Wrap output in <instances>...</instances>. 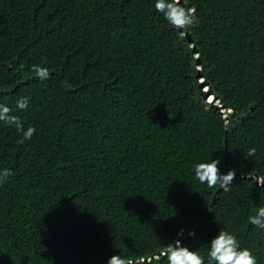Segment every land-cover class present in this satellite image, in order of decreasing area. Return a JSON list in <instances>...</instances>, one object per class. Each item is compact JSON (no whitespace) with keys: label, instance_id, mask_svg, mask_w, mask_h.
Returning <instances> with one entry per match:
<instances>
[{"label":"trees","instance_id":"trees-1","mask_svg":"<svg viewBox=\"0 0 264 264\" xmlns=\"http://www.w3.org/2000/svg\"><path fill=\"white\" fill-rule=\"evenodd\" d=\"M155 2L0 0V104L35 128L0 121V264H167L176 240L208 264L221 229L264 264V0H181L186 30ZM211 159L229 192L195 178Z\"/></svg>","mask_w":264,"mask_h":264},{"label":"clouds","instance_id":"clouds-1","mask_svg":"<svg viewBox=\"0 0 264 264\" xmlns=\"http://www.w3.org/2000/svg\"><path fill=\"white\" fill-rule=\"evenodd\" d=\"M155 9L157 12L163 13L165 19L170 25L177 29H188L196 22L194 8H186L182 6L181 0H156ZM37 77L41 80L49 78V70L46 67L33 66L32 69ZM205 91L207 90L204 87ZM203 89V90H204ZM209 102L212 104L214 98L209 95ZM220 103L216 102V105ZM215 105V104H213ZM217 105V107H219ZM28 106V98L23 97L17 102L19 109H26ZM12 109L4 104H0V121L9 125H14L18 132L22 134V138L18 143H24L25 140L31 139L35 133V128L28 127L24 129V125L18 116L11 115ZM248 156L255 155V149H250ZM220 160L211 159V162L197 163L194 166L195 178L201 183L206 184L209 188L219 186L225 192L231 190L236 173L235 170L229 169L227 174H222L219 169ZM11 169H3L0 171V184L7 181L12 175ZM258 183L260 180L257 179ZM248 221L253 226L264 230V207L257 210L256 215H250ZM195 233L189 232V236ZM170 243L164 249L162 255L166 256L167 264H204V256L199 251H190L188 247L183 246L180 240ZM208 264H258L257 258L248 248H241L240 242L236 236L228 231L221 229L219 233L210 241L208 251ZM107 264H129L127 258H122L119 254L112 255Z\"/></svg>","mask_w":264,"mask_h":264},{"label":"water","instance_id":"water-1","mask_svg":"<svg viewBox=\"0 0 264 264\" xmlns=\"http://www.w3.org/2000/svg\"><path fill=\"white\" fill-rule=\"evenodd\" d=\"M210 95V92H208L207 94H206V96H209ZM220 102V101H219ZM219 107H221V105H218ZM226 163H227V161H226ZM244 179H245V177H244ZM247 179H249V180H253L254 179V176H248L247 177Z\"/></svg>","mask_w":264,"mask_h":264},{"label":"rangeland","instance_id":"rangeland-1","mask_svg":"<svg viewBox=\"0 0 264 264\" xmlns=\"http://www.w3.org/2000/svg\"><path fill=\"white\" fill-rule=\"evenodd\" d=\"M203 89H204V87H203ZM205 90V89H204ZM207 98H206V101H208L209 102V99H210V96H206ZM212 104H216V102L215 101H213L212 102ZM218 105V104H217ZM220 108V107H219ZM222 111V110H221Z\"/></svg>","mask_w":264,"mask_h":264}]
</instances>
